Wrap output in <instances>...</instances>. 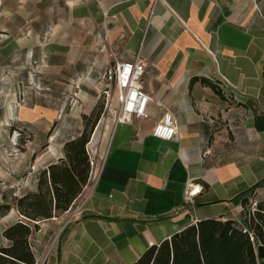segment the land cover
Segmentation results:
<instances>
[{
  "label": "crops",
  "instance_id": "0c3cea01",
  "mask_svg": "<svg viewBox=\"0 0 264 264\" xmlns=\"http://www.w3.org/2000/svg\"><path fill=\"white\" fill-rule=\"evenodd\" d=\"M0 0V50L80 91L116 63L143 61L149 117L118 124L81 216L42 221L31 238L46 264H134L204 219L245 217L264 199V0ZM37 71V70H36ZM86 80L90 85L80 86ZM108 85H105V87ZM117 88V87H116ZM23 106L20 120L33 122ZM164 108L179 135H152ZM252 191V192H251ZM10 223L0 218L3 230ZM264 264V246L256 248Z\"/></svg>",
  "mask_w": 264,
  "mask_h": 264
},
{
  "label": "rangeland",
  "instance_id": "374dc122",
  "mask_svg": "<svg viewBox=\"0 0 264 264\" xmlns=\"http://www.w3.org/2000/svg\"><path fill=\"white\" fill-rule=\"evenodd\" d=\"M6 57L0 50V205L12 206L5 215V221L12 223L21 219L14 206L16 199L37 190L38 173L64 158L66 142L86 130L91 132L87 144L90 161L95 168L102 163L114 130L119 92L108 77L102 80L103 87L80 91L69 82L71 77L53 76L43 67H35L33 72L32 61ZM78 84L90 85L84 79ZM35 104L42 106L35 120L21 121V108L27 106L35 112ZM255 207L252 202L249 209Z\"/></svg>",
  "mask_w": 264,
  "mask_h": 264
},
{
  "label": "trees",
  "instance_id": "16d2710c",
  "mask_svg": "<svg viewBox=\"0 0 264 264\" xmlns=\"http://www.w3.org/2000/svg\"><path fill=\"white\" fill-rule=\"evenodd\" d=\"M90 134L86 130L66 142L64 158L38 173L37 190L16 199L14 206L21 219L2 232L6 244L0 245V264H36L31 238L39 224L65 214L79 202L91 175L87 151ZM260 186L264 187V180L252 191ZM242 203V222L204 219L190 224L160 244L150 246L134 264H259L256 248L264 246V199L256 202L252 210L248 198ZM11 209L10 204H1L0 216Z\"/></svg>",
  "mask_w": 264,
  "mask_h": 264
},
{
  "label": "built area",
  "instance_id": "2783aa9c",
  "mask_svg": "<svg viewBox=\"0 0 264 264\" xmlns=\"http://www.w3.org/2000/svg\"><path fill=\"white\" fill-rule=\"evenodd\" d=\"M162 0H154L153 8ZM240 1V0H234ZM145 73V65L142 60L137 58L132 63H116L115 67L108 72V80L115 83L118 94L119 107L116 111L114 128L121 123H131L134 118L146 119L149 117L148 105L153 98L141 86V80ZM110 98V93L106 91ZM165 112L161 119L155 124L152 135L163 140H173L179 135L178 121L173 112L164 108ZM105 157L100 165L95 168V162L90 161L92 166L89 184L85 187V191L76 205L66 212V225L78 219L83 209L90 199L95 187L99 181L103 170ZM94 169L96 171L94 172ZM58 238V237H57ZM55 239L49 247L45 256L36 262V264H46L56 242Z\"/></svg>",
  "mask_w": 264,
  "mask_h": 264
}]
</instances>
